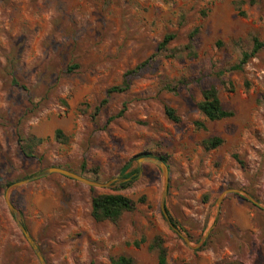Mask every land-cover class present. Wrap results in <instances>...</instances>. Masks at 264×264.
<instances>
[{
    "label": "rangeland",
    "instance_id": "1",
    "mask_svg": "<svg viewBox=\"0 0 264 264\" xmlns=\"http://www.w3.org/2000/svg\"><path fill=\"white\" fill-rule=\"evenodd\" d=\"M255 37L264 39V0H0V264H41L6 203L28 179L9 196L47 264L121 254L159 264L157 236L167 264H264V208L227 192L264 206V48L231 70ZM146 61L127 90L107 94ZM213 84L233 116L212 121L198 108ZM214 136L223 143L207 149ZM142 157L167 160L176 229L161 207L162 169ZM130 160L137 177L123 189ZM50 167L114 181L42 176ZM102 193L136 209L97 221Z\"/></svg>",
    "mask_w": 264,
    "mask_h": 264
},
{
    "label": "trees",
    "instance_id": "2",
    "mask_svg": "<svg viewBox=\"0 0 264 264\" xmlns=\"http://www.w3.org/2000/svg\"><path fill=\"white\" fill-rule=\"evenodd\" d=\"M198 30H195L193 36L196 35ZM175 35L168 34L164 37L163 41L159 44L158 49H162L166 47V45L174 39ZM264 48V39H259L257 37L254 38L253 46L250 51H245L242 54V58L239 63L235 64L231 67V70H240L243 68L244 64H246L253 56H255L261 49ZM138 65L134 69L128 70L124 74V79L121 85H116L109 88L107 94L110 95L113 92H123L127 90L133 78H135L142 67L147 63ZM12 83L15 85H20L16 79L12 80ZM203 99L198 103V108L203 113V115L209 120H221L228 117L233 116V111L227 109L220 96L219 90L216 85H210L203 89ZM107 102V99H104L100 106L97 107V111L100 110L101 106ZM124 109L118 113V116H121L124 113ZM167 116L173 121H179L180 118L176 114L175 110L172 108H166ZM200 124V123H199ZM203 126V124H200ZM61 133L60 131L58 132ZM40 141V139H36ZM223 139L219 136L210 137L205 141V145L207 149H214L220 146L223 143ZM25 151L27 149L25 148ZM27 154H31L30 152H26ZM164 162L167 163L165 158H161ZM131 161H128L122 168L121 174L124 175V182L121 184L120 188H127L129 185L133 183L135 178L137 177V170H132L129 173H126L131 167ZM82 174V173H80ZM2 179L0 178V185H2ZM138 201L133 200L127 195L122 193H102L96 195L92 198V216L97 221L102 220H111L117 221L125 212L133 211L136 209ZM152 248L155 249L158 253V261L159 264H167V248L164 245V241L160 236L154 238L152 243ZM112 264H135L134 259L126 254L117 255L111 258Z\"/></svg>",
    "mask_w": 264,
    "mask_h": 264
},
{
    "label": "water",
    "instance_id": "3",
    "mask_svg": "<svg viewBox=\"0 0 264 264\" xmlns=\"http://www.w3.org/2000/svg\"><path fill=\"white\" fill-rule=\"evenodd\" d=\"M144 159V160H150V161H154L157 164L160 165L163 175H164V185H163V192H162V198H161V207H162V211L164 213V215L166 216V218L168 219L170 225L176 229L175 225L171 222L170 217L168 215L167 212V207H166V197L168 194V189H169V178H170V171H169V166L166 162H164L162 159H153L151 157H142L140 158ZM51 173H58L64 176H67L69 178H72L76 181H79L85 185L88 186H93V187H108L111 185V183H113L114 180H111L110 182H99L97 180H93L90 179L82 174L76 173L74 171H71L69 169L66 168H62V167H50L48 168L43 174L44 175H49ZM29 180V179H28ZM28 180H24V181H20V182H16L13 183L6 194V203L11 211V213L14 215V217L16 218L17 224L19 225L20 230L22 231L23 235L25 236V238L27 239V241L29 242V244L31 245L32 249L34 250L35 254L37 255V257L39 258L41 264H47L45 261V258L38 246V244L36 243V241L34 240V238L32 237V235L28 232L27 228L25 227V225L23 224V222L20 219V212L19 210L14 206V204L12 203L10 196H9V191L21 184H23L24 182L28 181ZM227 192H234V193H239L241 195H243L246 199H248L249 201H251L253 204H255L258 207L264 208V206L257 201L253 196H251L250 194H248L245 191L239 190V189H230L227 190ZM225 192V193H227ZM223 198V195L220 197L219 201H221V199ZM231 264H241V263H231Z\"/></svg>",
    "mask_w": 264,
    "mask_h": 264
}]
</instances>
